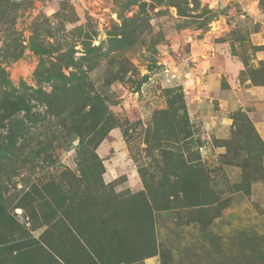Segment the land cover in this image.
Listing matches in <instances>:
<instances>
[{
	"label": "rangeland",
	"instance_id": "obj_1",
	"mask_svg": "<svg viewBox=\"0 0 264 264\" xmlns=\"http://www.w3.org/2000/svg\"><path fill=\"white\" fill-rule=\"evenodd\" d=\"M150 261L264 264V0H0V264Z\"/></svg>",
	"mask_w": 264,
	"mask_h": 264
},
{
	"label": "trees",
	"instance_id": "obj_2",
	"mask_svg": "<svg viewBox=\"0 0 264 264\" xmlns=\"http://www.w3.org/2000/svg\"><path fill=\"white\" fill-rule=\"evenodd\" d=\"M59 190H57L58 192ZM55 193L54 197L51 198L50 202L51 204H54V208H59L62 209L63 207H65L67 205V200L65 199L64 194L62 193V191ZM57 194V196H56ZM8 242H5L4 244H7ZM12 244H14V249L16 252H30L31 248H33L32 246H30L31 244L29 243H22V241H12ZM53 254L56 255V253L53 251Z\"/></svg>",
	"mask_w": 264,
	"mask_h": 264
},
{
	"label": "crops",
	"instance_id": "obj_3",
	"mask_svg": "<svg viewBox=\"0 0 264 264\" xmlns=\"http://www.w3.org/2000/svg\"><path fill=\"white\" fill-rule=\"evenodd\" d=\"M147 264H155V262H153V261H150V262H148Z\"/></svg>",
	"mask_w": 264,
	"mask_h": 264
}]
</instances>
